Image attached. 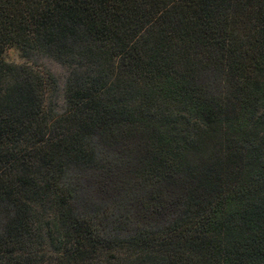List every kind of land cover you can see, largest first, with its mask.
I'll list each match as a JSON object with an SVG mask.
<instances>
[{
	"label": "trees",
	"instance_id": "16d2710c",
	"mask_svg": "<svg viewBox=\"0 0 264 264\" xmlns=\"http://www.w3.org/2000/svg\"><path fill=\"white\" fill-rule=\"evenodd\" d=\"M0 264H264V0H0Z\"/></svg>",
	"mask_w": 264,
	"mask_h": 264
},
{
	"label": "rangeland",
	"instance_id": "374dc122",
	"mask_svg": "<svg viewBox=\"0 0 264 264\" xmlns=\"http://www.w3.org/2000/svg\"><path fill=\"white\" fill-rule=\"evenodd\" d=\"M6 61L14 64H20L21 61L18 57V54L14 51H9L5 54ZM52 71L59 77H63V72L60 68L56 66H50ZM207 84L209 83L211 88L218 89L219 78L217 77V73L210 74L208 78L206 77ZM220 154V144L216 141L214 144L208 146L204 152L199 155L191 164V167H200L206 164L213 163ZM82 192H81V207L85 208L90 205L100 206L109 202L110 197L101 188V184L95 176H87L83 178L82 182ZM165 192L170 191V189H164Z\"/></svg>",
	"mask_w": 264,
	"mask_h": 264
}]
</instances>
